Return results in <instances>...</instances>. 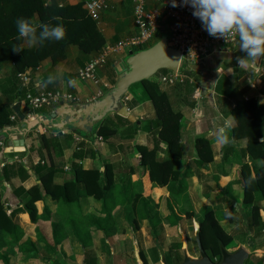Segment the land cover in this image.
Instances as JSON below:
<instances>
[{"label":"crops","instance_id":"crops-1","mask_svg":"<svg viewBox=\"0 0 264 264\" xmlns=\"http://www.w3.org/2000/svg\"><path fill=\"white\" fill-rule=\"evenodd\" d=\"M88 1L90 0H43V7L54 5L64 9L71 8L70 10L66 11V15L69 19H71L73 16H78V18L80 19L79 21H77V23L82 22L84 25L90 23L93 26V28H89L88 26L87 28H85V26L82 27L80 23L77 25V23L74 24L73 22V24L77 26L76 32L81 38L83 37V39H85L84 42L88 51L86 53H82L77 45L72 43L67 44L63 47L59 60L55 61L51 56H48L39 61L36 67L27 68L25 71L21 72L29 73L30 81L27 85V88L21 86L22 81L18 76L21 73H19L15 78V83L21 91V95L19 96L14 95V93L6 96L3 95L5 89L9 88L12 63L9 61L2 62L0 64V97L3 99L2 101L4 105H9L12 103V105L14 106H19V111L22 114L32 116L38 113H47L51 110V108H43L38 111L28 110L24 103V99L22 98V96H24V94L26 93V90L30 91L33 94H36L37 91L41 88L48 90L57 89L77 96L80 99L79 103H86L89 101H93L94 99H98L96 98L98 91H101L103 93L107 92L108 89H106L101 83L95 85L90 81L77 80V72L79 69L83 68L84 65L87 64L90 60L96 57L103 46L107 44H114L119 40L129 38L135 34L136 29L133 24V2L132 0H105V7L100 11L98 20L95 21L91 19L87 14L85 5ZM154 5L155 4H151V7H154ZM31 21L34 24L40 23V19L36 14L32 17ZM162 30L166 31V26L162 25ZM156 40L157 39L155 36L153 43L157 42ZM37 46L38 45L29 48L24 43L23 39H21L20 47L24 49H34ZM244 55L245 54L239 49V39H237L234 43L223 46L219 51L212 53L208 58L193 67V71L191 73L199 77L200 82H202V84L200 85L202 86L201 89L208 93L207 95H204V97H202L200 89H197V93H199L200 95V101L194 105L195 107L187 106L182 108V101L180 99H178L177 97L169 96L172 109L175 112H180L183 116L181 119L182 127L180 138V144L182 146L183 154L184 152L189 151L192 153V156L190 157V159H188V165L189 170L193 174L188 173L186 181L188 182L187 186H189L190 189L189 194L194 199V196H197V194L193 195L192 193L194 192V190L196 192L201 190L202 192L204 184H207L205 188L209 186H211L212 188V186H215L217 184L219 189H223L226 191V189L232 185L230 181H234L235 179H237L238 175H240L241 164H251L248 156L244 155V153L242 152V150L245 148L246 141L244 139L234 140L231 136V131L235 123L229 113V109L233 108L234 104H230L228 100L222 99L224 97H220L221 100L219 101L218 95L215 92L217 85L220 82H225V80H227V82L224 83L222 87V91H224L225 94H228L233 87H237L239 90H242L244 100H248L252 97L256 99L259 104L264 103V56H260L254 60L244 59L243 63L239 64L238 58H243ZM124 59L125 58L112 57L108 59L107 63L104 66L97 69V77L102 82L107 83V88H111L114 85L117 78L116 71L120 68V65L122 64ZM49 75H53L55 79L53 83L45 86L43 82ZM69 79L75 82L74 87L68 85ZM249 83H256V85L258 86L260 85L258 88L259 90H257L258 93H254L253 90L249 89ZM179 93L180 92L177 93L178 97H186L184 96V94L183 96H181ZM138 98L140 99V101H138ZM123 102L129 113L137 118L138 123H131L126 118H119L117 114L114 113L109 114L104 119L106 125L109 128L113 129L115 133L106 139L101 138V136H97L95 133V129L99 124L95 126L93 131L87 135L71 131L68 128H64L61 131L58 130L56 132H52L46 129L44 126L40 125L33 130L40 134L39 139L38 137H36L37 139L31 137L28 133L23 138V147L4 146V150H0V173L6 175L4 177L0 176V202L3 208H9L12 211L15 210L17 206H22L25 199L22 195H18L17 189L22 187L25 190H28L32 186L40 183L36 176L37 174L35 173V170L39 165H54L55 169L58 171L55 176L54 182L60 183L63 180L69 179L71 177L72 165H74L75 161L81 164L83 170L97 169L101 171L104 168L103 166L105 164H108L110 165V169L112 171L113 184L116 187H119L121 189L129 187L132 189L133 193H141L143 195H141V197L145 196L155 204V207L153 208L151 214H157L158 218L160 219V222L156 224L155 228H157L158 225H163L164 229L166 230L168 228H172L174 225L170 222V220H166L170 217V211L166 205V198L169 195L168 189L166 187L158 186L150 187V181L149 183H147V181L145 180V178L147 177V172H145L139 164V156L134 150V147L136 145H146L149 150L156 149L157 158L164 159L163 157H165V155V159L168 158L166 145L158 140V136L155 134L154 130L148 129V124L154 125L155 123L156 116L153 106L151 102L145 100L141 94L135 95L134 93H131L130 89L125 95ZM196 106H198L200 112H202V117L200 116L199 118H196L197 120L194 119L195 114H193ZM144 109L145 112H140ZM142 114H145V116L142 117ZM11 118L12 115L10 116V120ZM124 119L131 123V125H136L137 128L134 129L133 126L129 125ZM16 124H19L18 121L16 122ZM220 127H225L227 129L230 141L229 144H222L216 138L217 130ZM41 137H43L45 144L40 140ZM200 137H205L208 139L213 154V161L206 164V166L201 167L196 161L197 155L195 150V141ZM187 139H190V141L186 144L185 140ZM259 140L261 141L263 140V138H260ZM6 141L7 139L4 140V142ZM94 144H97L96 146H99L100 148L97 149L95 147H92V145ZM28 146L30 150L26 157V161L29 167V171L27 172V174L29 175L26 178L15 175L18 170V166H20V163L18 162L14 163L13 165H8L10 168L14 167V169H7L6 174L3 173L5 167H1V163H3L7 159L19 157L17 155L23 153V150ZM118 152L119 163L116 162V154ZM235 152H240L244 155L241 161H236L238 156L234 155ZM76 153L80 154V161L79 159L74 158V154ZM130 153H132L133 156L128 157L130 162L127 164V156ZM103 157L109 158V161H104ZM99 160L101 162H99L96 166L94 162H98ZM214 163L215 165H213ZM186 165L187 163L185 164V166ZM211 166H213L214 171L212 170ZM231 166L233 168V171L236 173L239 168L237 177L233 174L228 173ZM234 167H237V170L234 169ZM117 169H119V173L114 174V170ZM209 171H211L210 174H208ZM221 180L225 181L224 185L229 183L226 189L222 188L224 185L220 183ZM137 185H141V187H143V190L140 191L136 189ZM198 187L202 188L199 189ZM227 190L228 191L226 192H230V189ZM207 195H209V193L205 194L206 197ZM91 201L96 200L92 199L91 197L86 198L84 200L85 204L84 206H82L87 214L93 212L89 210ZM44 205H46L51 211L50 217L48 220H43L42 218L38 219L37 224H33V227L35 228L38 226L40 228V231L45 236V240L47 242L44 244H40L39 249L43 248V251H49L47 248H54L50 223L54 218L58 220L62 219L63 211L58 210V205L55 202L51 201L48 197H45L42 201L36 202V207L39 214L43 212ZM58 211L60 212L61 216L59 215ZM96 212L102 213L101 209L96 210ZM25 216L29 219L28 215L24 212H17L14 215V222L22 229L23 233V237L19 244L29 238H24L25 232L23 227L21 226L22 224L20 223L21 221H24L23 217ZM191 221H193L192 223H194L195 226V222L197 221L196 218L194 217ZM27 224L31 223L27 222ZM41 224H47L50 227V241L47 239L45 233L41 230ZM182 225H184V229L188 232V230L190 229L188 219ZM149 230L152 231L151 227ZM90 231V234L94 237V239L97 236H102L98 239H104L103 233L97 232L95 229ZM65 232L68 235V243L66 242L63 244L66 246L68 244L71 245L70 237H72L75 242L80 245L81 250L83 251L81 264H85V247H83L79 243V241H77L70 228H66ZM114 236H112V238ZM29 239H31V241L33 242L37 240L36 228L35 235ZM184 240H186V238L183 234L181 237L182 247L184 245ZM170 241L175 240H167L166 243L168 244V242ZM37 242L39 241L37 240ZM94 243L95 240L93 241L92 245H94ZM152 243L154 249H156V245L158 247V253L161 251L163 256H165L167 248H161L159 245H157L155 237ZM92 245H88L86 248L88 250H91L90 248ZM131 246L133 256H135L136 251L139 253V256L140 254H142V256L144 255L141 252V249L138 250L137 244L132 245L131 242ZM185 247H187V243ZM72 254L73 252L71 251L67 259L72 260V257L74 258V254L73 256ZM42 258L43 257L41 256V258L38 259L40 260ZM135 258L136 257H134V261ZM142 259L141 260L143 264H154L152 262H148L146 257L145 259ZM153 259L155 260V264H159L158 262H156L157 258L153 257ZM31 260L27 261V264L33 263L31 262ZM135 263L138 264L137 261H135Z\"/></svg>","mask_w":264,"mask_h":264},{"label":"trees","instance_id":"trees-1","mask_svg":"<svg viewBox=\"0 0 264 264\" xmlns=\"http://www.w3.org/2000/svg\"><path fill=\"white\" fill-rule=\"evenodd\" d=\"M42 5L43 0H0V64L6 61L12 63L9 88L3 92L4 96L13 93L18 96L21 95V91L15 83L17 75L29 67H36L39 61L48 56H51L55 61L59 60L62 49L67 44L72 43L77 45L82 53L88 51L84 42L85 39L79 36L76 32L77 26L74 25L80 18L73 16L69 19L66 15V11L71 8L64 9L54 5L43 7ZM35 14L38 15L40 23H48L50 25L60 24L65 32L64 38L59 41L45 40L42 45H38L34 49L23 48L21 51L13 50V47H20L21 43V39H17L18 34L15 21L17 18H25L31 21ZM80 24L82 27L85 26V28L87 26L93 28L90 23L84 25L81 22ZM37 32H39V28H37ZM163 32L162 30L161 34ZM152 43L147 47L151 46ZM147 47H142L140 50ZM226 82L227 80L220 82L215 92L218 95L219 101L224 97L222 99L234 104V107L229 109V113L235 123L231 131V136L234 140L244 139L246 141L245 148L242 152L244 155H248L249 160L252 162V164L243 163L240 166L243 183V202L250 203L254 200H264V164L261 167H257L254 164L258 160L264 161V103L259 104L252 97L244 100L242 90H239L237 87H233L228 94H225L222 91V87ZM154 83L150 80H145L139 84L142 87L143 98L151 102L156 115L154 125L148 124V129L154 130L158 136V140L166 145L168 158L159 160L156 156V149L149 150L139 145L136 147L139 155V164L147 172V179L151 183L150 187L158 186L168 189L169 195L166 198V205L171 216L166 220L169 221L174 216L176 220H172V222L175 224V221L178 222L179 220L178 213H176L177 210L175 212L172 203H174V200L180 203L187 190L186 172L175 168L176 161L182 157L180 138L182 127L181 119L183 116L180 112H175L172 109L168 93L161 91ZM188 87V82H186L185 86L180 89L179 94L186 96ZM2 100L0 97V129L12 127L17 122L10 120V116L14 115L13 108H11V106L13 107L12 103L4 105ZM194 105V102L188 104V106ZM118 117L121 118L120 116ZM124 120L131 125L126 119ZM131 126L134 129L137 128L136 125ZM95 133L97 136L106 139L113 135L115 131L106 125L104 119L95 129ZM260 138H263V140L260 141ZM40 140L45 144L43 137ZM195 150L197 155L196 161L200 167L213 161L212 149L207 138H198L195 141ZM74 158L80 161L81 156L76 153L74 154ZM4 167L3 173L5 174L7 169H14V167L10 168L8 164ZM103 167L101 171L97 169L83 170L81 164L75 161L74 165H72L71 177L60 183H56L54 179L58 171L54 165H39L35 173L40 183L32 186L28 190L22 187L17 189L18 195H22L25 199L23 204L21 203L22 206H17L15 210L11 211L9 208H3L0 202V261L2 264H10L8 254L2 252V249L7 246L12 248L18 247L16 260L20 264H27V261L33 258H41L39 246L47 242L40 228L38 226L35 227L36 237L39 242L37 240L33 242L28 238L19 244L23 233L22 229L14 222V215L17 212H24L34 225L37 224L40 218L48 220L51 214L49 208L44 205L43 212L39 214L36 207V202L42 201L45 197L55 202L58 205V210H64L62 219L57 222L52 220L50 223L54 249L57 245L67 242L68 235L65 229L70 225L73 228H69L72 230L77 241L85 247V264H94L95 261L93 251L86 248L88 246V240L92 237L90 230L95 229L97 232L103 233L104 239L113 235V233H109L110 229L106 228L109 226V223L103 226L88 225L87 213L82 207L85 204L84 200L86 198L91 197L98 202H102L104 211L106 210L105 207L108 198H115L118 205L120 204L123 208V218L128 221L132 229L135 230L137 228V220H146L151 229L155 230L156 224L160 222L157 214H151L155 204L149 198L141 197L140 194L133 193L129 187L124 189L116 187L113 184L110 165L105 164ZM28 171V169H25L20 164L15 175L26 178L29 175L27 174ZM75 204L81 206V215L76 219H72V222L71 220L67 222L66 215H69L71 218L72 216L76 217L73 208ZM7 209L10 211L7 212ZM103 210L101 209V212ZM253 211L249 219V226L257 228L260 226L258 206L254 205ZM188 213L189 211L183 212L187 218H189ZM78 220H83V223H78ZM93 221H99L97 216L93 218ZM199 227L201 243L205 252L207 253L205 244L209 243V250H211L212 255L220 257L219 247H226L231 242V237L225 235L211 210L205 212L203 218L199 220ZM140 258H143L142 254H140Z\"/></svg>","mask_w":264,"mask_h":264},{"label":"rangeland","instance_id":"rangeland-1","mask_svg":"<svg viewBox=\"0 0 264 264\" xmlns=\"http://www.w3.org/2000/svg\"><path fill=\"white\" fill-rule=\"evenodd\" d=\"M160 27L161 28L158 29L156 41H158L160 39V37L163 36V34H164V32H163V34H161L162 33V25ZM160 34H161V36H160ZM162 75H169V71L159 70L158 72H156L153 75V77L150 78V81L153 83L155 82L154 84H156L161 91L167 92L170 97L173 96V97H177L178 99H180L182 101L181 102V105L183 106L182 108L187 107L188 104L192 103V102L197 104V101L195 100V98H193V96H195L197 91H198L197 90L198 87L196 86V84L189 83L188 80H186L185 82H176L174 85L164 84V83H161L159 81V78ZM189 77L192 78L193 80H195L196 83H199L198 86H200L202 84V82H200L199 77L194 75L193 73H190ZM186 82H188V86H189L187 89V95L184 98H180V97H178L177 93L180 91V89L182 87L185 86ZM259 86L256 85L255 89H251L249 86V89L253 90L254 93H256V92L258 93L257 90H259L258 89ZM201 87L202 86L199 87L200 92H201L202 97H204V95H207L208 93L206 91H203L201 89ZM129 89H130V92L134 93L135 95H140V94L143 95L142 87L139 83L131 85ZM55 91H61V90H57V89L56 90H48V89L41 88L40 90L37 91V93L35 95H39L41 93H46V92H55ZM24 96H25V94H24ZM24 96H22L23 99H24ZM138 101H140V99ZM230 104H232V102H230ZM15 107L16 106H14V105H13V107L11 106V108H13V111H14ZM201 108H202V106H201ZM140 112H145V109L140 111ZM193 114H195L194 119L199 118L200 116L202 117V112H200L199 109H194ZM143 116H145V114L144 115L142 114V117ZM146 116H147V114H146ZM11 121H14V122L18 121V123H19V120H18L15 112H14V115H12ZM17 125L18 124H15L12 127H6L3 130L13 128ZM33 130H31L29 132V135L31 137H34L35 139H37L36 137H38V139H39L40 134L36 131H33ZM1 132H2V130H0V133ZM83 135H85V134H83ZM189 141H190V139L185 140L186 144L189 143ZM96 145L97 144H94V145H92V147H95L97 149L100 148L99 146L97 147ZM4 146H6V142H4V140H3L2 143L0 144V147H1L0 150H4ZM136 146L134 147V150L138 154ZM140 146L147 148L146 145L140 144ZM25 149H27V148H25ZM29 150L27 153H29ZM23 151H25V150H23ZM182 154H183V151H182ZM234 155L238 156L236 161H241L242 158L244 157V155L240 152H235ZM17 156H20V157L23 156L24 157L25 152H23ZM129 156H133L132 153H130L127 156V164L130 162V160L128 158ZM191 156H192V153L190 151L184 152L181 159L176 161V163H175L176 169H178V170L184 169L182 172H186V174H185L186 178H187L188 173L193 174L189 170V165H188V162H189L188 159H190ZM116 158H117L116 162L119 163V152L116 154ZM163 158L165 159L166 155ZM103 159L106 162L109 161V158H107V157H103ZM99 162H101V161L100 160L98 162L96 161V162H94V164L97 166ZM186 163H187V165L185 166ZM250 163L252 164L251 161H250ZM255 163L254 164L257 167H261L263 165V164L258 165L257 161ZM102 165H103V163H102ZM213 165H215V163ZM191 167H192V165H191ZM211 168L214 171L213 166H211ZM234 169L237 170V167H234ZM118 173H119V169L114 170V174H118ZM210 173H211V171L208 172V174H210ZM228 173L233 174L237 177V174L239 173V168H238L237 173H236L233 171V168L231 166ZM0 176L4 177L6 175L0 173ZM145 180L147 181V183H149V180L147 179V177L145 178ZM224 182H225L224 180L220 181V183H222L223 185H224ZM230 182L232 185L227 188V189H230V192H226V191H228L226 189V187L229 183L225 184L222 187V188L226 189V191L223 189H219L217 184H216L217 186L216 185L212 186V188H211V186L205 188V186H207V184H204L203 188L198 187L199 189L202 188V192H201V190L196 192L193 189L194 192L192 194L193 195L197 194V196H194L195 197V199H194L193 197L190 196V194H189L190 189H189V186H187V190L184 193V195H186V196L183 197V200L180 203L175 202V200H174V203H172V206L174 207L175 212H176V210L178 212L182 211V214H183L184 211L185 212L189 211L188 222L190 224V229L188 230V232H187V230L184 229V225L181 224V226L178 227V225L173 224L172 220L173 221L176 220V219H174V216H172L173 219L170 218V222L174 226L172 228H168L167 230L164 229L163 225H158L157 228H155V230L151 231V230H149L150 227H149V225H147L148 223L146 220H137V222H138L136 224L137 228L134 230V229H132L131 226H129L128 221L123 218V216H124L123 208L121 207L120 204L118 205V202H116L115 198H108L107 203H106V207H105V209H106L105 211L103 210L102 202L91 201L89 210L93 211V212H90L89 214H87L88 225L94 224L95 226H103V225H107L109 223V226L106 228L110 229L109 230L110 234L113 233V235H111L110 238H108V239H98L102 236H97L94 239V237L92 236L91 239L88 240L87 245H89V244L92 245L93 241L95 240L94 245H92L90 248L93 251V255L95 256L94 264H136L135 261H137V260L135 258V261H134L135 256H133L131 242H132V245L137 244L138 250L139 249L142 250L141 252L144 254L143 255L144 259L146 257L148 262H152L155 264V260L153 259V257H155L157 259H158V257H157V252H155L154 247L152 246V244H153L152 241H153L154 237L157 241L156 244L159 245L161 248H165L166 244H167L166 243L167 240L172 239V240H175V242H177V237H178V235H177L178 231L177 230L180 227H181V230H182V232L186 238V240L183 241L184 247L186 246V243H187V253L194 256L197 253L198 249L196 246L197 245L196 241L194 240L195 239L194 238L195 229H193L194 223H192L193 221H191V220L195 217L196 220L199 222V220H201L203 218L204 213L209 211V210H211L214 213L215 218L217 219L218 224L220 225V227L223 230V232L225 233V235H227L228 237H231V242L225 247L227 250L235 251L238 247L242 246L246 250H248L250 253L249 259L245 262V264H264V213H263L264 200H261V199L259 201L254 200L250 203L243 202V183H242L241 171H240V175H238L237 179H235L234 181L231 180ZM186 185H188V182L186 183ZM136 189L141 191V190H143V187H141V185H137ZM206 193H209V195H207V197L205 196ZM139 194L142 195L141 193H139ZM187 194H189V195H187ZM120 202H122V201H120ZM254 205L258 206V214L260 217V226L257 228L249 226V219L251 218V216L254 212L253 211ZM62 208H64V207H62ZM73 208H74V213H75L74 215L76 217L72 216V218H71V217H69V215H66V217L68 219L67 222H69L70 220L72 222V219H76V218L80 217V215H81L80 214L81 206H78L75 204L73 206ZM157 208H158V205H157ZM98 209H102L103 212L97 213L96 210H98ZM192 210H193V212H192ZM7 211H8V209H7ZM62 211L64 212V210H62ZM59 215H60V212H59ZM190 215H191V217H190ZM96 216H97L99 221H93V218H96ZM108 218H111V219H108ZM23 220L24 221H21L20 223L22 224L21 226L23 227L24 232H25L24 238H27V237L32 238L35 235V228L33 227L34 225L31 221H29V219L26 216L23 217ZM52 220L55 222L59 221L56 218H54ZM27 222L28 223L30 222L31 224H27ZM77 222L83 223V220H78ZM176 222L177 221H175V223ZM177 223L179 224L180 222H177ZM69 227L73 228L70 225H69ZM69 227H66V228H69ZM41 230L45 233L47 239L50 241L51 240V236L49 235L50 227L47 224H41ZM112 236H114V237L112 238ZM70 240H71V242H70L71 245L68 244L66 246L63 243H61V244L57 245V247H55V249L53 248L54 251L51 248H47L49 251H43L44 249L41 248L40 253H41V256L43 258L40 260L38 258H33L31 260V262H33V263H31V264H61V263L62 264H81L83 251L81 250L80 245L78 243H76L72 237H70ZM179 247H181V244H179L178 242H177V245L173 246V248H175V249H177ZM205 247L207 248V250H209L210 244L209 243L205 244ZM71 251L74 254V258L72 257V260L67 259L69 257V254L71 253ZM2 252L5 254H8V257L10 259V261H9L10 264H19V263H17L18 261L16 260V255L18 253V247L12 248L10 246H7V247H4L2 249ZM73 254H72V256H73ZM177 256H178V258H180V252L177 253ZM178 258H177V260H178ZM0 264H2L1 261H0ZM28 264H30V263H28Z\"/></svg>","mask_w":264,"mask_h":264},{"label":"built area","instance_id":"built-area-1","mask_svg":"<svg viewBox=\"0 0 264 264\" xmlns=\"http://www.w3.org/2000/svg\"><path fill=\"white\" fill-rule=\"evenodd\" d=\"M132 2L135 34L114 44L103 46L96 57L78 70L77 80L90 81L95 85L101 83L109 90L110 88H107V83L102 82L97 77V69L104 66L108 59L112 57L126 58L130 52L133 53L142 47H147L153 42L158 29L161 28L160 26L164 25L166 26L164 34L167 44L180 52V60L177 71H169V75H162L159 81L164 84L174 85L176 82L188 80L189 83L196 84L199 90L200 86H198V83L189 77V74L193 71V67L208 58L212 53L219 51L223 46L232 44L238 39V33L235 31L226 38L208 35L202 28L199 19L192 15V7L182 4V0H176V6H173V0H132ZM151 4H155L154 7H151ZM85 7L88 16L97 21L100 11L105 7V0H90L86 3ZM18 76L22 81L21 86L27 88L30 81L29 73H21ZM248 86L254 89L256 83H249ZM103 95V92L98 91L96 98H100ZM193 98L199 102V93L193 96ZM24 102L29 110L38 111L43 108H52L59 102L79 103L80 99L63 91L35 95L26 90ZM195 109H199V107L196 106ZM28 150L29 146L24 151V157H13L5 160L1 163V167L18 162L28 169L26 161Z\"/></svg>","mask_w":264,"mask_h":264},{"label":"water","instance_id":"water-1","mask_svg":"<svg viewBox=\"0 0 264 264\" xmlns=\"http://www.w3.org/2000/svg\"><path fill=\"white\" fill-rule=\"evenodd\" d=\"M180 52L167 44L165 34L151 46L130 52L116 71L117 78L114 85L100 98L86 103L70 104L59 102L50 111L43 114H34L32 118L22 114L19 106L14 112L19 124L13 128L2 130L0 141L7 139V147H23L24 137L37 126L56 132L68 128L71 131L89 134L107 115L117 114L131 123H138L137 118L130 114L123 99L133 84L150 80L159 70L175 72L179 66ZM21 137V138H19ZM194 238L198 248V257L188 255L183 245V259L179 264H245L249 259V251L238 247L229 251L220 246L221 259L213 263L207 256L200 238L199 223L195 222ZM162 264H167L165 256L159 252ZM138 264H143L139 253L135 252Z\"/></svg>","mask_w":264,"mask_h":264},{"label":"clouds","instance_id":"clouds-1","mask_svg":"<svg viewBox=\"0 0 264 264\" xmlns=\"http://www.w3.org/2000/svg\"><path fill=\"white\" fill-rule=\"evenodd\" d=\"M182 4L192 7V15L199 19L208 35L226 38L233 31L238 33L239 49L245 54L243 58H238L239 64L243 63L244 59L254 60L264 56V0H182ZM173 6H176V0H173ZM15 26L17 39H23L29 48L42 45L45 40L59 41L65 35L60 24H34L28 19L17 18ZM13 50L21 51L23 48L13 47ZM54 79L53 75H49L43 83L47 86L53 83ZM68 85L74 87L75 82L69 79ZM33 116L28 115L29 118ZM216 138L222 144L230 143L225 127L217 130ZM257 164H264V161L258 160Z\"/></svg>","mask_w":264,"mask_h":264},{"label":"flooded vegetation","instance_id":"flooded-vegetation-1","mask_svg":"<svg viewBox=\"0 0 264 264\" xmlns=\"http://www.w3.org/2000/svg\"><path fill=\"white\" fill-rule=\"evenodd\" d=\"M177 213H178L177 216H178V220H179L178 222H180V223L178 224L176 222L175 225H178V227H179V226H181V224H183L184 222H186V220L188 218L184 214H182V213H180L178 211H177ZM193 229H195V226L193 227ZM177 231H178L177 232V235H178V237H177L178 238V241L177 242L179 244H181V247L175 249V248H173V246L174 245H177V242H175V241L168 242V244L166 245V248L167 249H166V252H165V260H166L167 264H179L182 261V259H183V247H182V242H181V237L183 235V232L181 230V227ZM155 248L156 249H154V250H155V252H157V257H158L157 262L159 264H162L161 259H160V256H159V253H158V249H157L158 247L156 245H155ZM219 249H220V247H219ZM186 250H187V247H186ZM178 252H180V258H178V256H177V253ZM206 254H207L208 258L213 263H219V261L221 259V255H220V257L213 256L212 253H211V250H207V253ZM188 255L191 256V257H198V250H197V253L194 256L193 255H190V254H188ZM177 258H178V260H177Z\"/></svg>","mask_w":264,"mask_h":264}]
</instances>
